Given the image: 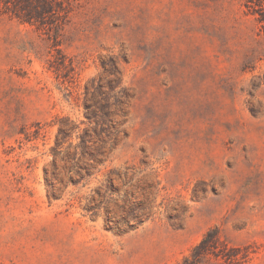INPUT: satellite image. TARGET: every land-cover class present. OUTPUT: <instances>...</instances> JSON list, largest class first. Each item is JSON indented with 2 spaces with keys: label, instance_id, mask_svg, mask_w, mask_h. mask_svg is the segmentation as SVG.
Here are the masks:
<instances>
[{
  "label": "rangeland",
  "instance_id": "374dc122",
  "mask_svg": "<svg viewBox=\"0 0 264 264\" xmlns=\"http://www.w3.org/2000/svg\"><path fill=\"white\" fill-rule=\"evenodd\" d=\"M49 1L0 3V264H264V0Z\"/></svg>",
  "mask_w": 264,
  "mask_h": 264
},
{
  "label": "trees",
  "instance_id": "16d2710c",
  "mask_svg": "<svg viewBox=\"0 0 264 264\" xmlns=\"http://www.w3.org/2000/svg\"><path fill=\"white\" fill-rule=\"evenodd\" d=\"M0 3L3 4L8 10V5H11V12H13L18 17L26 22H41L47 15L53 14L54 12H64L62 3L60 2H51L49 0H0ZM212 232L206 234L200 243L192 250V257L197 251L206 252L208 249V241H214V237L211 236ZM201 253V254H203ZM189 261V259L184 260V263ZM198 261L196 257L190 260V264H196Z\"/></svg>",
  "mask_w": 264,
  "mask_h": 264
}]
</instances>
